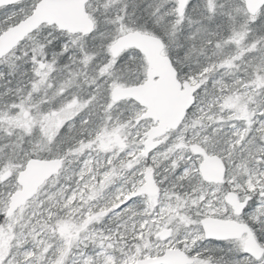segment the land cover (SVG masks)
Returning a JSON list of instances; mask_svg holds the SVG:
<instances>
[{"label":"rangeland","instance_id":"obj_1","mask_svg":"<svg viewBox=\"0 0 264 264\" xmlns=\"http://www.w3.org/2000/svg\"><path fill=\"white\" fill-rule=\"evenodd\" d=\"M118 1L91 0L87 11L97 29L107 17L118 30ZM219 1L210 0L211 9ZM33 3L0 11V35L27 19ZM176 6L172 21L180 25ZM245 15L242 36L180 68L179 80L202 90L182 127L147 158L152 122L136 124L144 110L111 99L116 87L146 82L145 62L144 73L122 74V58L109 55L127 32L91 54L86 49L99 35L70 37L44 27L0 62V142L10 140L0 144V264H138L177 250L193 264H264L246 257L242 242L212 248L201 223L247 220L264 247V33L257 30L264 9L252 20ZM53 44L61 55L49 52ZM194 145L222 159L225 185L204 184ZM34 159L62 160L64 167L7 218L17 176ZM228 192L254 199L244 218L236 220L226 205ZM165 232L171 238L162 242Z\"/></svg>","mask_w":264,"mask_h":264},{"label":"water","instance_id":"obj_2","mask_svg":"<svg viewBox=\"0 0 264 264\" xmlns=\"http://www.w3.org/2000/svg\"><path fill=\"white\" fill-rule=\"evenodd\" d=\"M26 0H0V10L13 7ZM90 0H41L34 13L26 21L10 28L0 37V61L11 54L23 43L28 36L36 33L43 26L55 27L58 32L69 36L91 37L95 25L86 13ZM249 17H255L264 8V0H242ZM191 0H177V13L181 18L186 13ZM126 50L137 51L145 59L147 81L137 87L127 89L116 87L111 93L114 103L134 102L145 114L136 124L143 121H152L153 127L146 134L143 157L147 158L161 145V138L177 131L186 120L187 113L193 108L195 96L201 86H192L188 83H179L178 75L171 60L164 56L165 47L159 40L137 31L125 34L117 39L110 49V55L115 60ZM193 155L203 160L200 165V175L203 182L209 185H224L227 170L223 161L218 157H211L205 149L194 146ZM24 172L19 174L17 184L20 191L10 198L7 218L12 217L19 209L26 206L49 180L54 178L62 169L59 160L50 162L30 161ZM6 177L3 178V180ZM236 217L243 214L250 200L241 203L238 196L229 193L225 199ZM1 212V211H0ZM202 230L206 241H241L245 236L243 253L256 262L264 257V249L256 242L250 228L237 222H224L208 219L202 221ZM169 232L159 235L162 242L170 239ZM193 261L180 251H167L163 258L145 260L138 264H192Z\"/></svg>","mask_w":264,"mask_h":264},{"label":"trees","instance_id":"obj_3","mask_svg":"<svg viewBox=\"0 0 264 264\" xmlns=\"http://www.w3.org/2000/svg\"><path fill=\"white\" fill-rule=\"evenodd\" d=\"M33 1L34 5L38 3V0ZM165 1L163 8L161 0H119V15L116 18L113 17V22H115L118 30L115 31L114 28L109 27L106 24L108 22L107 17H104L106 21L100 23V27L96 28L93 34L99 35L100 41L97 42L93 38L94 42L90 46L91 48L86 49V52L93 54L94 49L106 48L112 42V37L116 32L119 34L138 31L159 38L165 44V52L170 54L169 57L180 76L182 73L179 70L182 66L190 68L193 67L195 60L218 54L223 49V45L231 41V37L238 38L247 31L246 28H240L241 25L239 24L241 18H247L241 0H220L218 5L216 2L214 9H211L210 0H194L187 9L189 11L187 15L180 20V25H174L173 22L175 20L173 9L175 0ZM17 7L25 8L24 4L17 5L14 9ZM29 12L28 15H30ZM249 20L252 19L249 18ZM257 30L262 35L264 24L259 26ZM50 51L57 56L61 55L62 52L55 44L50 46ZM121 58L122 61L118 69H121L122 74L126 72V69L130 74L133 72L144 73V59L137 52L126 51L121 55ZM181 60H183V64H180L179 61ZM17 77L21 78L23 84H27L26 75L19 74ZM125 82L129 85L132 80L126 79ZM3 84H5L4 81H1L0 85ZM88 119L91 120L92 117ZM4 142L8 144L10 140H1L0 144ZM8 155L7 153L6 156ZM3 165L4 162L2 161L0 169Z\"/></svg>","mask_w":264,"mask_h":264},{"label":"flooded vegetation","instance_id":"obj_4","mask_svg":"<svg viewBox=\"0 0 264 264\" xmlns=\"http://www.w3.org/2000/svg\"><path fill=\"white\" fill-rule=\"evenodd\" d=\"M64 165V164H63ZM59 175H60V173L56 176V177H59ZM229 193V192H228ZM227 193V194H228ZM238 196V199L240 200V202H242V203H245L246 201H247V199L248 198H245V197H243V196H241V195H237ZM251 201H250V204L252 203V202H254V199H250ZM250 204H248L249 206H250ZM249 206L247 207V209H245L244 211V213L242 214V216L240 217V219H242V218H244L245 217V215L249 212ZM236 219V218H235ZM240 219H236V220H240ZM236 222H239V223H242V224H245V225H247L251 230H252V232L254 233L255 231H254V229H253V227H252V225H251V223L249 224V221H247L246 220V222H240V221H236ZM254 236H255V234H254ZM247 240V237H245V238H243L240 242H238V243H243V244H245V241ZM219 243H224V242H219ZM219 243H216V244H219ZM218 246V245H217ZM244 246V245H243ZM256 263V262H255Z\"/></svg>","mask_w":264,"mask_h":264},{"label":"snow or ice","instance_id":"obj_5","mask_svg":"<svg viewBox=\"0 0 264 264\" xmlns=\"http://www.w3.org/2000/svg\"><path fill=\"white\" fill-rule=\"evenodd\" d=\"M5 264H8V262H7V261H5Z\"/></svg>","mask_w":264,"mask_h":264}]
</instances>
